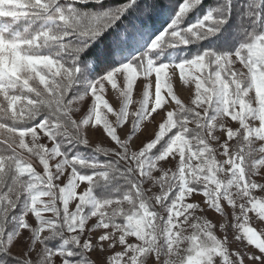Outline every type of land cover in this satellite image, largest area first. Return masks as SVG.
Returning a JSON list of instances; mask_svg holds the SVG:
<instances>
[{"label": "snow or ice", "instance_id": "obj_1", "mask_svg": "<svg viewBox=\"0 0 264 264\" xmlns=\"http://www.w3.org/2000/svg\"><path fill=\"white\" fill-rule=\"evenodd\" d=\"M236 7L235 0L207 8L204 0H0V264H149L150 258L152 264H219L217 257L223 264H264V231L247 226L249 212L264 220V200L254 194L264 195V183L253 179L264 168L253 147L257 138L264 142V0L247 3L242 15L250 29L238 45ZM161 15L167 27L157 35ZM176 70L195 85V107L173 90ZM118 75L124 106L114 112L104 84L115 89ZM134 86L142 100L128 128ZM81 90L95 101L82 123L73 119ZM101 109L116 116L115 124ZM226 117L239 130L228 127L220 141L217 121L223 131ZM149 119L158 128L150 139L147 129L138 135ZM93 121V131L102 126L113 142L95 149L110 158L103 162L75 151L88 144L80 133ZM41 134L51 148L39 142ZM161 161L168 170L158 167ZM89 169L119 198L97 199ZM117 178L124 183H112ZM157 185L159 194L150 198ZM201 192L203 204L194 200ZM209 211L233 215L243 249L232 253L227 233L214 235ZM29 214L38 227L25 219ZM90 217L96 222L89 224ZM22 230L29 231L22 236ZM117 246L122 251L112 255ZM16 247L23 248L18 255Z\"/></svg>", "mask_w": 264, "mask_h": 264}, {"label": "rangeland", "instance_id": "obj_2", "mask_svg": "<svg viewBox=\"0 0 264 264\" xmlns=\"http://www.w3.org/2000/svg\"><path fill=\"white\" fill-rule=\"evenodd\" d=\"M118 0H108L109 4H115L117 3ZM249 2V0H235V3L237 5L236 9L233 12V17H232V23H233V35H234V40L233 43L237 44L240 42V40L243 39V29H250V21L247 19L246 16H243L242 13L246 10V5ZM205 3V7H211L214 6L217 3V0H204ZM81 7H84L83 5H81ZM91 7V6H89ZM191 15V14H190ZM165 39H167V37H165ZM237 68L242 69V66L238 65L236 66ZM171 69H169V75H171ZM85 75L87 73V70H84ZM177 75L175 77H172V85H173V90L177 93V97L181 100V102L186 106V107H195L191 102L195 99V85L192 83H187L185 84L183 82L182 79H180L179 74H178V70H176ZM79 75V74H78ZM144 77L138 76L137 80L138 82L143 81ZM150 79L153 80L154 82V74L152 77H150ZM117 80V87L115 89L112 88V85L105 82L104 84V99L108 102V104L113 108L114 112H119L123 106H124V98L123 96L120 94L121 93V80H120V76L118 75L116 77ZM74 88L79 89L80 85H75ZM72 93L70 92L69 95H71ZM79 95L83 96L82 100H77L74 104H73V109H74V115H73V119L77 120V122H81L83 119L87 118V115L90 113L91 108L94 104V97L92 96L91 92H88L87 94H84V92L81 90L79 92ZM254 95L253 93H250V96ZM132 103L128 106V112H129V117L128 120L126 122L125 127L130 128L131 124L133 122V113H135L136 111H138L139 106H140V102L142 100V96L137 92L136 87L134 86L133 88V92H132ZM170 99V98H169ZM173 106H174V102H172ZM254 106H258V105H254ZM165 107H168V104L165 105ZM160 112L163 111V109L158 110ZM202 111V110H201ZM102 115L106 114L107 118L112 121L115 124L116 121V116L113 113H106V110L101 109ZM156 115V114H153ZM156 120L157 122H160L161 117L156 115ZM221 121H217V132L216 135L220 138V141H223L225 139H227L226 137V131L228 127H231L233 129V131H237L239 130V124L236 121H231L230 117H226L224 118L223 121V131L220 130V126H221ZM259 126V122L256 121L253 123V128L258 127ZM190 128H195L194 124H190L189 125ZM98 126L95 125L94 121L89 124V125H83L82 126V131L80 133V135L84 138L88 140V144L85 145H78L75 149V151L79 152L80 154L83 155H95V157H102V161H105L107 159H110L109 157H105L102 153H97L95 152V149L97 148H111L113 146V142H111L110 138H107L106 135L102 132V126H99L100 130L97 131H93V129H97ZM147 129L148 131V137L147 138H152L155 133L158 131V128L152 124L151 119L144 121L143 125L140 127L139 131H138V135L141 133H144L145 130ZM119 128H118V134H119ZM175 131V130H173ZM39 132V130H38ZM167 138V137H166ZM0 139H2V136H0ZM30 139V138H26V141ZM239 137L234 138L232 141H229V145L230 148H232L234 145L237 144V142L239 141ZM40 143H44L45 146L51 148L53 146V144L46 138L44 137L42 134L40 135ZM219 141H213L212 142V147L213 148H217ZM253 147L256 149V153L255 156L257 159H264V154H261L259 152V148L264 147V142H261L258 140V138L254 141V145ZM234 150V148H233ZM218 151H222V149H218ZM218 160L223 161L225 158L223 156L217 155L216 157ZM59 159V158H56ZM171 159V157L169 158ZM178 159V158H177ZM56 162V160H52L50 161V165H54ZM163 167L164 170H168L169 169V165L166 161H161L158 162V167ZM38 171H40V168L37 169ZM70 171V170H69ZM171 171H176V167H175V163H173V166L171 167ZM88 172L90 174L94 175V180L97 183V186L94 189V195L97 197V199H104V198H119L117 194L111 192L110 190H106L104 189L102 192H97V187L99 185H104V181L98 177L95 176L94 173H92V170L89 169ZM153 175H158V173H156L155 171L153 172ZM222 178H226V177H222ZM26 179V178H25ZM253 179L257 182V183H264V168H259L257 170V175L253 177ZM120 180V179H119ZM62 182V186H63ZM124 181L121 180V184H123ZM147 183H151V181L146 182L145 183V187H147ZM81 188L77 189L78 194L80 193ZM159 187L154 186L152 191L150 193H148L150 198H154L155 195L159 194ZM235 191V190H234ZM254 194L256 195L257 200H264V195L261 194L260 189H256L254 191ZM45 201L48 199L47 197L43 198ZM195 202L197 203H201L203 204L205 201V197L203 196L202 192L198 195L195 196L194 198ZM186 202H192V198H188V200ZM226 203V202H225ZM57 206L62 208V200H58L57 201ZM113 207H115V205H113ZM124 209L125 211L128 210L129 206L125 203L124 204ZM157 210L159 209V206L157 205ZM69 208L70 211H75V201L70 202L69 204ZM21 209H19L20 212ZM87 211V210H86ZM19 214V213H18ZM17 214V215H18ZM45 218H52V214L51 213H46L45 214ZM207 219H209V221L213 224H216V227L213 229V233L214 235H216L218 237V239H224L225 238V232L227 233V240H228V250L232 253H235L238 249H243L245 247V244L243 242H239L237 240V237L242 235V229H239L236 227V221L233 217L232 214H229L226 217H221L219 214H216L212 211H209L207 213L206 216ZM25 219L33 225V227H38V222H36L34 220V216L32 214H29L28 216L25 217ZM97 218L96 217H90L88 223H94L96 222ZM220 223H224L225 227L222 229L220 227ZM15 225L12 223V226L10 228V230L14 227ZM247 226H251L254 227L255 229L259 230V231H264V220H262L258 214L256 212H249L248 213V225ZM29 230H22V236L26 235L28 233ZM105 231L104 229H99L97 234H99V232H103ZM191 229L188 230V232L186 233V235L191 234ZM47 231L42 233V237L44 235H47ZM66 235H71V233H66ZM130 242H135V238L134 237H129ZM58 241H53L52 244H57ZM40 246L37 244V248H39ZM23 251V248L21 247H16L13 248V252L15 254H20ZM122 251V248L120 246H117L115 248V250L113 252H111L112 255L115 254V252H120ZM107 255V254H106ZM91 258H95V254L92 255ZM217 261H219V264H223L222 260H220V258H215ZM149 264H152V259H149Z\"/></svg>", "mask_w": 264, "mask_h": 264}, {"label": "trees", "instance_id": "obj_3", "mask_svg": "<svg viewBox=\"0 0 264 264\" xmlns=\"http://www.w3.org/2000/svg\"><path fill=\"white\" fill-rule=\"evenodd\" d=\"M165 20H167V16H165V15H161V16L156 18L155 27L159 30L156 33L157 35L159 34V32H162L165 27H167V24L165 23ZM96 158L99 159L100 161L103 160L102 157H96ZM112 183L121 184V180H119V178H117L115 181H112ZM96 189H97V192H99V193L102 192L104 189L110 190V189L106 188L104 185H99ZM19 209L20 208H18L16 210L15 214L19 213ZM11 226H12V223L10 222L9 225H8L9 230H10Z\"/></svg>", "mask_w": 264, "mask_h": 264}]
</instances>
